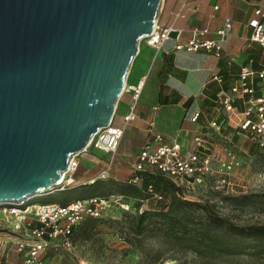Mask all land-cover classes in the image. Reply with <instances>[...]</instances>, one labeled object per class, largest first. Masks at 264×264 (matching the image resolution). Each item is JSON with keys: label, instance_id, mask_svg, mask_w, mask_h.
<instances>
[{"label": "water", "instance_id": "95a60500", "mask_svg": "<svg viewBox=\"0 0 264 264\" xmlns=\"http://www.w3.org/2000/svg\"><path fill=\"white\" fill-rule=\"evenodd\" d=\"M162 1L0 0V202L49 191L110 125Z\"/></svg>", "mask_w": 264, "mask_h": 264}, {"label": "built area", "instance_id": "2783aa9c", "mask_svg": "<svg viewBox=\"0 0 264 264\" xmlns=\"http://www.w3.org/2000/svg\"><path fill=\"white\" fill-rule=\"evenodd\" d=\"M257 15L249 24L252 28L249 42L260 48L258 68H254V60H249L240 67L238 76L226 89L223 77H212L211 81L218 84L220 91L213 107L204 115V131L200 130L190 143L184 144L178 137L163 134L154 122L148 123L147 138L132 164V175L126 182L127 186L140 187L145 178H150L149 183L141 189V196L130 198L126 194L113 193L76 199L66 206L34 203L38 198L79 186L74 178L79 161L77 156H73L68 170L49 191L19 201L0 202V211L8 225L6 235L0 238L2 257L18 255L21 264H47L49 251L58 247L74 250L77 230L89 221L106 220L114 210L141 214L149 210L151 202H166L165 195L155 185V177H161L180 190L202 185L216 172L220 174L221 184L227 187L234 185L231 177L238 176L244 169L243 154L246 152L243 145L253 146L254 150L264 155V24L259 18L264 15L260 11ZM171 30L156 23L152 33L143 40L155 51H161ZM232 30L230 18L216 32L219 38L215 40L200 39L207 30L194 29L193 37L186 44L177 45L176 50H203L218 59H225L230 68L236 59L225 51L224 43ZM137 117L132 108L125 115L124 122L128 124ZM201 117L202 112L197 111L191 122L198 123ZM123 135L124 128L116 126L113 118L109 126L99 129L84 151L90 148L112 156L117 152ZM109 171L110 168L100 178H111ZM252 178L255 187L264 190V166Z\"/></svg>", "mask_w": 264, "mask_h": 264}, {"label": "crops", "instance_id": "0c3cea01", "mask_svg": "<svg viewBox=\"0 0 264 264\" xmlns=\"http://www.w3.org/2000/svg\"><path fill=\"white\" fill-rule=\"evenodd\" d=\"M258 11L264 15V0H163L157 23L178 31V39L169 38L161 51H155L145 40L140 42L114 116L116 126L124 128L119 148L112 156L90 148L82 152L74 173L79 185L75 189L99 182L101 174L109 168L111 178L126 185L132 175V164L147 138L149 122H154L166 136L180 138L184 144L190 143L200 130L204 131V115L209 113L220 91L212 77H223L226 89L249 60H254L253 66L258 68L260 48L249 42L252 34L249 24L258 17ZM227 18L232 20L233 30L224 49L236 59L230 68L225 59L203 50H176L177 45H184L193 37L194 29L207 30L200 39H218L216 32ZM259 18L264 24V16ZM132 108L138 117L126 124L124 117ZM197 111L202 112V117L198 123H192ZM16 257L19 256L13 255V260Z\"/></svg>", "mask_w": 264, "mask_h": 264}, {"label": "rangeland", "instance_id": "374dc122", "mask_svg": "<svg viewBox=\"0 0 264 264\" xmlns=\"http://www.w3.org/2000/svg\"><path fill=\"white\" fill-rule=\"evenodd\" d=\"M115 124V123H114ZM116 125V124H115ZM94 151V149H89ZM245 160L244 169L238 176H232L229 187L220 183L219 173H214L202 185L194 188L180 189L167 187L162 189L167 199L174 202H184L198 215L209 210L221 218L240 227L264 226V190L255 187L254 173L264 166V155L254 150L253 146L243 145ZM84 152V151H83ZM76 154L79 161V156ZM110 163V161H109ZM217 169V168H216ZM161 177L154 178L155 181ZM109 194H126L134 198L135 192L125 184L112 178L101 179ZM245 186V187H244ZM75 189V188H74ZM95 191L91 187L84 192L73 191L69 197L73 200L89 198ZM49 200L37 199L34 203L42 204ZM159 203L151 202L149 208H160ZM174 205H172L173 209ZM176 213V211H174ZM133 212L114 210L111 217L81 226L74 237L75 248L67 251L61 247L49 251L46 255L47 264H264V257L225 256L216 252L197 255L191 252L192 243L168 239L165 232L156 230L154 222H146L143 233L135 231ZM7 224L0 211V238L8 231ZM187 250V251H186ZM0 249V264H21L20 256L14 258L2 257Z\"/></svg>", "mask_w": 264, "mask_h": 264}, {"label": "trees", "instance_id": "16d2710c", "mask_svg": "<svg viewBox=\"0 0 264 264\" xmlns=\"http://www.w3.org/2000/svg\"><path fill=\"white\" fill-rule=\"evenodd\" d=\"M149 181L150 178H145L141 182L140 187L126 186L135 192L134 197H139L141 196V189ZM154 182L158 190H161L165 195L166 202H159L162 205L160 208H149V210L141 214L138 212L134 213L135 231L140 234L143 233L144 224L146 222L152 224V220L156 217L158 222H154V225L157 231L165 232L168 239L192 243L189 249L197 255L216 252L219 255L225 256L248 255L252 257H264V226H236L209 210H204V213L196 215L188 204L184 202H174L172 204L167 199L162 186L165 183L167 187L169 184L171 185L170 187H174L170 182L161 181L160 179L154 180ZM91 187H94L95 191L90 197L110 195V193L106 192L105 185L96 181L92 185L69 189L38 199L49 200V202L45 203H56L66 206L69 202L73 201L69 197V193L73 191L84 192ZM172 205H174L173 209L171 208ZM93 222L97 221H89L87 224Z\"/></svg>", "mask_w": 264, "mask_h": 264}]
</instances>
